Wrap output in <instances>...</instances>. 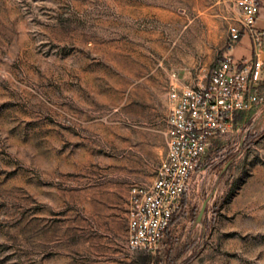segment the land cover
Returning a JSON list of instances; mask_svg holds the SVG:
<instances>
[{
	"label": "rangeland",
	"instance_id": "rangeland-1",
	"mask_svg": "<svg viewBox=\"0 0 264 264\" xmlns=\"http://www.w3.org/2000/svg\"><path fill=\"white\" fill-rule=\"evenodd\" d=\"M232 14V0H0V264H163L167 250V264H264V78L156 247H125L127 191L164 150L169 82L202 80L221 51L250 57L244 33L227 46Z\"/></svg>",
	"mask_w": 264,
	"mask_h": 264
},
{
	"label": "built area",
	"instance_id": "built-area-1",
	"mask_svg": "<svg viewBox=\"0 0 264 264\" xmlns=\"http://www.w3.org/2000/svg\"><path fill=\"white\" fill-rule=\"evenodd\" d=\"M258 4L259 0H232L233 14L226 23L227 46L246 34L251 59L233 62L224 56L192 85L175 78L169 82L163 153L151 180L131 185L127 191L128 251L151 252L156 247L210 141L229 131L235 116L261 104L257 89L264 78V61L258 50L263 33L253 26Z\"/></svg>",
	"mask_w": 264,
	"mask_h": 264
},
{
	"label": "crops",
	"instance_id": "crops-1",
	"mask_svg": "<svg viewBox=\"0 0 264 264\" xmlns=\"http://www.w3.org/2000/svg\"><path fill=\"white\" fill-rule=\"evenodd\" d=\"M262 8V9H261ZM262 13L264 14V0H259V4H258V7H257V11H256V18L258 17V13ZM257 31H260L263 33V31H261V29H256ZM264 38V37H263ZM263 38L261 37V40L260 42L264 41ZM261 47V46H260ZM253 56V53H252V50H251V46H250V57L247 58V59H242V60H248V59H251ZM258 56L261 57V59L264 61V49H259L258 50Z\"/></svg>",
	"mask_w": 264,
	"mask_h": 264
},
{
	"label": "trees",
	"instance_id": "trees-1",
	"mask_svg": "<svg viewBox=\"0 0 264 264\" xmlns=\"http://www.w3.org/2000/svg\"><path fill=\"white\" fill-rule=\"evenodd\" d=\"M220 58H223V54L221 51V54L219 55ZM236 118V116L234 117V119ZM172 218L170 217L168 220V225L171 223ZM166 231V230H165ZM168 256H169V251L167 250L164 256V262L163 264H167L168 263ZM150 255L148 254H144L142 256H140L139 261L137 262L138 264H149L150 263Z\"/></svg>",
	"mask_w": 264,
	"mask_h": 264
}]
</instances>
